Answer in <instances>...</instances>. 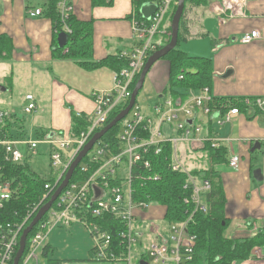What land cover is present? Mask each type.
Returning a JSON list of instances; mask_svg holds the SVG:
<instances>
[{
  "label": "crops",
  "instance_id": "1",
  "mask_svg": "<svg viewBox=\"0 0 264 264\" xmlns=\"http://www.w3.org/2000/svg\"><path fill=\"white\" fill-rule=\"evenodd\" d=\"M48 1L0 0V39L10 47L8 52L0 54V92L5 95L17 91L25 97L33 96L37 118H34L36 127L33 130L67 132L71 112L91 113V94L111 88L113 75L107 67L84 69L66 57L67 49L57 47ZM225 1L234 5L232 12H218L222 0H207V6H192L186 10L189 20L186 41L193 39L199 48L193 53L197 55L190 56L206 58L210 62L211 80L206 89L211 100L222 103L226 109L231 108L232 103H239L240 113L231 122L217 126L214 115L205 116L195 111V119L202 130L187 142L178 139V132L172 126L162 125L161 133L164 138L175 140V144H171L172 158L181 166V172L189 174L211 169L217 174L227 219L223 235L228 239L243 240L264 232V121L244 105L247 99L264 98V0ZM59 2L55 9L66 34L70 33L67 25L70 15L80 22H90L91 53L86 56L87 61L97 62L108 55L131 50V23L139 13L134 0H112L109 6H93L91 0H67L69 15L66 18L60 16ZM31 9H40L42 15L29 18L27 11ZM253 30L259 32L260 38L249 44L239 42L243 34ZM0 48L2 50L1 44ZM165 66L164 72L159 68L160 75L155 69L152 72V77L155 76L152 81L159 93L168 82L166 61ZM162 74L164 83H158ZM189 95L197 93L189 91ZM165 97L169 98V95ZM157 99L156 103L164 101L162 95ZM151 107L142 113L151 115ZM48 113L51 115L49 123L42 119ZM13 117L11 115L4 124L14 123L10 133L21 136L14 134V129L22 128L23 124ZM205 140L210 146L213 140L217 141L218 148L226 150V162L217 164L212 161ZM231 155L239 157L238 170L228 167ZM143 210L136 213L135 228L140 233L139 242L146 244L148 249L156 239L167 237L169 224H166L165 232L160 229L158 221H163L158 207ZM47 243L51 249L48 259L62 264H111L90 260L93 238L76 222L67 229H53ZM138 255V262L144 260L149 264L148 251L146 255ZM231 264H264V247H254L247 259Z\"/></svg>",
  "mask_w": 264,
  "mask_h": 264
},
{
  "label": "built area",
  "instance_id": "2",
  "mask_svg": "<svg viewBox=\"0 0 264 264\" xmlns=\"http://www.w3.org/2000/svg\"><path fill=\"white\" fill-rule=\"evenodd\" d=\"M137 0H134L136 2ZM175 0H154L150 2L156 8L151 17L146 20L140 15L133 18L131 23L133 45L129 51H120V58L127 60V67L119 72L112 71V87L106 91L93 92L91 99L93 109L91 113L85 114L87 127L77 134L71 130H50L44 137L35 138L30 142H23L21 137L9 139L0 137V161L10 164H21L26 157L29 161L36 155L38 144L42 143L50 149V168L53 174L49 178L53 182H46L45 192L39 203L30 207L21 223H0V264H12V260L18 248L19 238L23 229L34 217L40 207L45 204L62 180L70 162L90 138L105 125L109 114L119 105L127 104L131 90L130 86L138 76L147 58L157 50L163 36H168L165 24L166 15L170 11ZM176 2V1H175ZM219 13L233 11L234 5L231 2L222 0ZM59 13L62 18L68 17L67 0H60L58 4ZM29 18L42 15L40 9L27 11ZM170 35V33H169ZM260 38L257 30L243 34L239 38L242 44H249ZM181 79V77H179ZM211 98L207 89H203L197 95H188L184 102L173 101L166 98L162 103H157L152 108L151 115L141 112L135 103L127 116L121 121V129L117 140L121 150L115 154L111 153L108 145L100 140L93 145L87 153V163L97 165L91 175L79 182L69 183L61 191L51 208L37 223L38 230L25 243L24 252L19 264H45L43 253L49 244L48 235L53 229H67L72 223L81 224L93 238L94 246L90 251V260L95 263H130L131 249L139 242L140 233L135 228V213L147 208L142 203H135L131 200V171L136 164L141 162L142 156L149 152L151 147H157L155 154L159 153L160 145L169 142L175 144L174 139L164 138L161 133V126L166 124L178 132V139L181 141L192 140L194 134L200 132L201 126L196 121V112L201 115L212 116V111L207 106ZM27 102L24 112L34 113L36 104L33 96L25 97ZM244 105L250 109L255 116L262 117L264 121V98H253L244 101ZM76 113V112H75ZM236 107L225 109L223 113L216 112L215 124L222 126L231 122L239 115ZM82 113H76L80 117ZM214 114V115H215ZM11 117L7 111L0 110V133L4 122ZM138 127V129H137ZM140 128V129H139ZM147 134V138L142 134ZM34 135V134H33ZM208 142V140H205ZM25 146L27 153H22L20 147ZM212 148H218L219 143L212 141ZM69 150L71 153H69ZM87 163L83 164L81 172L87 171ZM228 167L231 170H238L239 157L231 155L228 159ZM148 169V161L143 163ZM170 168L173 172H181V166L172 158ZM139 176V175H135ZM44 178V177H42ZM156 180V178H154ZM189 185L192 188L190 200L202 211L200 194L210 189L208 181L198 182L196 178L188 177ZM98 194V195H97ZM12 189L8 181L3 180L2 166L0 165V208L11 199ZM188 202L187 199L184 200ZM111 216L120 221L123 227L118 231L120 238L119 248L112 244L110 234L102 231L99 225L92 222L93 219H101L104 216ZM36 225V226H37ZM195 238L187 234L186 223L170 224L167 237H160L149 244L148 254L155 264H193V250Z\"/></svg>",
  "mask_w": 264,
  "mask_h": 264
},
{
  "label": "trees",
  "instance_id": "3",
  "mask_svg": "<svg viewBox=\"0 0 264 264\" xmlns=\"http://www.w3.org/2000/svg\"><path fill=\"white\" fill-rule=\"evenodd\" d=\"M58 1L59 0L48 1L49 16L51 18L53 30H55L57 36L59 33L63 32L58 12L55 9ZM153 1L154 0H137L134 3L138 9L144 2ZM111 2L112 0H91L93 6H109ZM192 6H207V0H184V10L179 22L176 47L162 58L168 65V91L164 89L161 93L164 100L166 99L165 96L169 95L173 101L177 99L180 100V102H184L189 95V91L199 94L203 89L208 88L210 84L211 68L209 60L190 56L179 49L180 43L186 41L188 36L185 11L187 7ZM175 8L176 2L174 1L162 25H164L165 22H171ZM139 16L137 12L136 18H139ZM89 24L90 22H80L76 20L72 15L68 17L67 25L70 33L67 34L68 41L65 47L61 49H67L66 57L72 59L76 65L88 70L107 67L111 71L119 72L123 68H126L127 60L120 58L118 54L114 56L108 55L97 62L87 61L86 56L91 53ZM167 29L168 32H170V25ZM2 40L0 39V44L2 45L0 54L10 50V47L1 43ZM168 40V37L161 39V43L157 50L166 45ZM138 77L139 75L136 76L131 84V91L134 89ZM179 77H181V79ZM126 105L127 104H122L117 106L109 114L106 124L123 110ZM207 106L212 111V115L216 112L222 114L226 109V107L223 108L224 105L222 103L214 99L210 100ZM231 106L239 110L241 109L239 103H232ZM70 116V130L73 133L77 134L87 127L84 113H82L80 117H77L75 112H71ZM13 126L14 123L4 124L0 137L13 139L14 136L10 133ZM120 129L121 122L111 128L100 139L101 143L108 145L109 151L113 154L121 150V145L117 140ZM47 132L35 129L34 137L37 139L42 138ZM142 136L147 138V134L145 133L142 134ZM159 147L160 151L157 154H155V149L157 147H151L149 152L142 156L141 162L133 167L131 171L133 177L131 181V200L135 203L145 204L148 207H158L160 217L165 224L186 223L187 234L195 238L193 264H231L234 261L247 259L250 251L254 247H264V232H260L251 238L243 240H232L224 237L223 233L227 227V219L224 216L223 210L224 194L220 179L215 172L211 169L191 171L189 174L184 172H173L170 168L173 153L171 143L165 142ZM206 149L214 163L219 164L226 162V150L224 148L214 149L207 142ZM29 159V157H26L21 164H10L0 161L3 180L8 181L12 189L11 199L0 208L1 224L21 223L30 207L39 203L41 200L45 192V183L53 182V180L42 178L34 173L29 166ZM145 161H148L150 164L148 169L143 167ZM86 163L87 157H85L75 169L70 183L79 182L88 178L97 167V165L93 163H87V171L81 172L80 165ZM189 176L196 178L200 182L208 181L210 184V189L200 194V200L205 211L196 208V205L190 200L192 188L189 185ZM154 178H156V180H154ZM185 199L188 200L187 203H185ZM138 212L141 213L142 211ZM92 222L99 225L102 231L110 234L112 244L119 248L120 238L118 237V231L123 227L120 221L106 215L101 219H93ZM38 228V225L35 226L27 238L29 239ZM27 245L28 242L26 243V248ZM119 249L122 250L121 246ZM50 251L51 249L47 246L42 254L45 264H62L63 262L61 261L48 259Z\"/></svg>",
  "mask_w": 264,
  "mask_h": 264
},
{
  "label": "rangeland",
  "instance_id": "4",
  "mask_svg": "<svg viewBox=\"0 0 264 264\" xmlns=\"http://www.w3.org/2000/svg\"><path fill=\"white\" fill-rule=\"evenodd\" d=\"M188 8L189 7H187L186 10ZM185 14H187L185 15V20L187 21L188 18L186 17L188 16V11H185ZM166 23L167 22H165V24ZM167 33H168V38H169V32ZM195 43L193 39L191 40L189 39L186 42L180 43L179 49L188 53L189 55H197V54H193L195 49H199L197 48ZM158 65L160 67H157ZM165 67H166L165 60L160 59L159 62L154 64L150 68L149 72L147 73L144 85L136 96V104L139 106L141 112H146V109L150 105L152 106L151 108H153L157 104L156 103L158 101L157 98L159 97V95H161L162 91L159 93V90L157 89L155 83L152 81V79L155 78V76L152 77V72L155 69L156 72L158 71L157 73L160 75V71L164 72ZM159 68H160V71H159ZM158 83H164V74H162V76L159 77ZM167 87L168 85H165L166 91H168ZM24 97H25L24 94L21 95V93L19 94L17 91L7 93L5 95H3V93L0 92V110L7 111L11 115H14L13 119L19 120L23 124L22 128L14 129L16 131V133L14 134L21 135V136H15V135L13 136L15 139H17V137H21V140L27 143L35 139L33 135L34 134L33 127H36L34 124V118L36 116L34 115V113L27 114L24 112V108L26 107V104H27ZM42 119L49 123V121L51 120V115L48 113L46 116L42 117ZM163 127H166V126H163ZM20 151L23 154L27 153V149L25 146H21ZM69 153H71L70 150H69ZM180 161L182 160L180 159ZM49 164H50V149L47 145L40 143L37 146L36 155H34L32 159L29 161V166L31 170L37 175H39L40 177L49 178L53 174V171L51 170ZM82 168H83V164L80 165V169ZM142 212H143V209H142ZM158 223H160L159 224L160 229H162L165 232L166 224L163 222H159V221ZM140 253L143 255L147 254L146 244L144 243L141 244V242H139L138 244H134L132 246L130 264H137L139 260L138 254ZM147 260L149 264H155L150 255H148ZM85 264H89V263H85Z\"/></svg>",
  "mask_w": 264,
  "mask_h": 264
},
{
  "label": "water",
  "instance_id": "5",
  "mask_svg": "<svg viewBox=\"0 0 264 264\" xmlns=\"http://www.w3.org/2000/svg\"><path fill=\"white\" fill-rule=\"evenodd\" d=\"M175 1H176V8H175V11L173 13V16L170 22V35H169V40L167 44L164 45L162 48L153 52L147 58L139 74L135 87L131 92V96H130V99L126 107L123 110H121L100 131L96 132L90 138V140L83 146V148L76 154L73 160L70 162L67 168V171L65 172L62 180L60 181L55 191L51 195L50 199L40 207V209L37 211V213L28 223V225L23 229L20 235V238H19L17 251L12 260V264H19V261L24 252L25 243H26V239L28 235L33 230V228L37 225V223L42 219V217L47 213V211L51 208L52 204L54 203L56 198L59 196L61 191L67 186L75 169L78 167L81 161L85 158V156L91 150L93 145L96 144L111 128H113L115 125L121 122L130 112L131 108L134 106L136 102V96L139 93V91L142 89L146 75L148 71L150 70V68L152 67V65L158 60L164 58L170 51H172L176 47L178 30H179V22H180V19L183 14V10H184V0H175ZM155 10H156L155 6L151 4L150 2H144L139 7L140 15L142 16L143 19H146V20H148L151 17V15L154 13ZM67 41H68V35L65 32L59 33L57 36V47L59 49H62L63 47H65ZM214 117H216V114L214 115ZM137 264H148V263L144 260H141Z\"/></svg>",
  "mask_w": 264,
  "mask_h": 264
}]
</instances>
